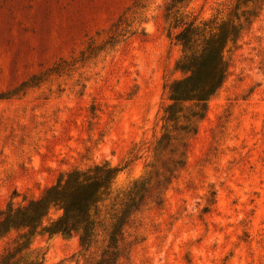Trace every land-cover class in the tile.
I'll use <instances>...</instances> for the list:
<instances>
[{
  "label": "rangeland",
  "instance_id": "obj_1",
  "mask_svg": "<svg viewBox=\"0 0 264 264\" xmlns=\"http://www.w3.org/2000/svg\"><path fill=\"white\" fill-rule=\"evenodd\" d=\"M165 2L0 0V211L94 164L118 170L112 195L142 186L172 103L164 85L186 76L177 69L181 28L170 16L177 7L165 10ZM252 2L247 20L244 0H186L180 9L200 26L196 54L208 28L227 33L226 76L203 118L186 102L170 123L125 228L124 257L111 254L103 235L85 250L76 236L37 229L39 264H264V0ZM235 4L245 22L232 34ZM59 214L51 207L44 224ZM25 230L0 226V255Z\"/></svg>",
  "mask_w": 264,
  "mask_h": 264
},
{
  "label": "trees",
  "instance_id": "obj_2",
  "mask_svg": "<svg viewBox=\"0 0 264 264\" xmlns=\"http://www.w3.org/2000/svg\"><path fill=\"white\" fill-rule=\"evenodd\" d=\"M249 1L251 0H244V6L248 7L242 14L244 20L248 19L245 14L250 15L257 8L253 2L248 4ZM185 2L186 0H166L164 3L165 10L177 7L176 10L171 11L170 16L172 18L176 16L175 27L181 28L174 35L183 46V55L178 61L177 69L184 71L186 76L164 85L172 103L164 110L163 132L154 148V163L149 165L148 175L141 179L142 186L148 184L150 174L157 170L155 162L160 161L162 143L169 139L170 123L175 124L180 120L186 102H191L196 109L191 116L193 115L196 120L203 118L208 99L217 92L226 76L222 49L227 41V33L218 37L212 32L215 28H208V37L202 42L196 54L192 51L193 37L198 34L196 31L200 26L194 17L180 12ZM238 11L235 4L229 7L227 12L229 22L233 21V18L236 20V23L231 24L232 34L233 30L245 22ZM185 129L192 136L196 132V125H192L189 121ZM182 145L187 147L186 141L182 142ZM164 171L171 173L172 168L167 167ZM117 172L116 168L108 164H94L86 169L72 168L63 172L56 182L46 188L37 198H29L25 204L0 211V221H2L0 226L5 227L8 223H12L17 227L26 228L20 234L21 239L16 244L15 250H7L1 254L0 262L39 264L42 256H39L32 248L31 240L37 229L45 230L50 234L64 233L76 236L79 247L85 250L91 247L96 238L103 235L104 246L114 250L111 253L113 256L123 258L131 244L124 236L125 228L132 214L138 212L145 198L141 194L142 186L137 185L134 186L136 189L133 191L112 195L111 185ZM158 189L157 183L152 196L155 204H160L161 201ZM51 207L60 211V214L44 224V216ZM27 234L30 236L28 237ZM16 254H19L18 258L14 259ZM109 259H112V256H109Z\"/></svg>",
  "mask_w": 264,
  "mask_h": 264
}]
</instances>
